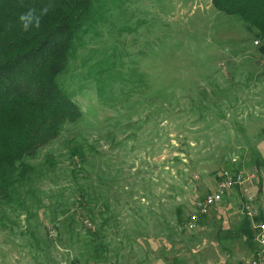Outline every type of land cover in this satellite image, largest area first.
<instances>
[{"label":"rangeland","instance_id":"obj_1","mask_svg":"<svg viewBox=\"0 0 264 264\" xmlns=\"http://www.w3.org/2000/svg\"><path fill=\"white\" fill-rule=\"evenodd\" d=\"M108 10L62 80L82 117L0 203V264L214 263V245L264 223V122L260 87L249 88L264 86V41L211 0ZM225 169L252 191L234 189L193 223Z\"/></svg>","mask_w":264,"mask_h":264},{"label":"trees","instance_id":"obj_2","mask_svg":"<svg viewBox=\"0 0 264 264\" xmlns=\"http://www.w3.org/2000/svg\"><path fill=\"white\" fill-rule=\"evenodd\" d=\"M123 1L0 0V203L13 202L16 186L35 172L32 161L67 125L82 117L62 80L87 39L98 35V26L108 21L109 4ZM211 2L218 12L240 19L264 41V0ZM49 4L53 7L40 28L23 31L19 16ZM255 156L257 161L259 154ZM71 158L84 163L86 155L77 148ZM258 187L260 194L261 178ZM251 231L250 221L246 222L249 241L254 239Z\"/></svg>","mask_w":264,"mask_h":264},{"label":"built area","instance_id":"obj_3","mask_svg":"<svg viewBox=\"0 0 264 264\" xmlns=\"http://www.w3.org/2000/svg\"><path fill=\"white\" fill-rule=\"evenodd\" d=\"M259 42H257L258 44ZM245 174L236 169L222 170L219 175V182L216 190L205 195L195 205V212L191 217L193 223H197L200 217L206 216L209 212L217 207L231 191L237 188H242L245 185ZM250 216L252 214L250 213ZM255 240L258 248L255 250L252 258L246 261L245 264H264V223L254 225Z\"/></svg>","mask_w":264,"mask_h":264},{"label":"crops","instance_id":"obj_4","mask_svg":"<svg viewBox=\"0 0 264 264\" xmlns=\"http://www.w3.org/2000/svg\"><path fill=\"white\" fill-rule=\"evenodd\" d=\"M258 74H260L261 76L264 73L262 72ZM258 86L260 87V91H257V93L253 96L256 102L255 108L258 110V114L256 115V118H262L263 119L262 121L264 122V104L262 103L263 99H260V97L257 95V94L261 95L262 93H264V86L255 84L254 86L250 85L249 88L253 87L256 89L258 88ZM263 149L264 147L260 148V152L262 155H263V151H262ZM263 187H264V183H263ZM251 188L252 187H250V184L247 183L245 184V189L250 190ZM240 190H241L240 188L237 189V192H240ZM245 235H246V228L244 227V229L241 228L239 231V237H240V240L238 242L239 244L238 243L234 244L236 241H233V239L235 238L232 237L229 238L228 240H223V242L220 243L221 245H219V243L217 245H214L215 247L213 248L215 249L216 252L215 262L206 263L207 262L206 261L205 263L206 264H238L239 261L236 258L239 255V252L244 253L242 259H245V261L249 260L254 255L255 250L258 248V244L255 238L252 241H249L247 239V236Z\"/></svg>","mask_w":264,"mask_h":264},{"label":"clouds","instance_id":"obj_5","mask_svg":"<svg viewBox=\"0 0 264 264\" xmlns=\"http://www.w3.org/2000/svg\"><path fill=\"white\" fill-rule=\"evenodd\" d=\"M52 7L53 6L49 4L41 7L40 9L29 8L27 12L22 13L18 18L22 30L27 32L33 28L39 29L41 26L42 18L49 13Z\"/></svg>","mask_w":264,"mask_h":264}]
</instances>
